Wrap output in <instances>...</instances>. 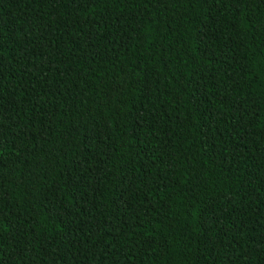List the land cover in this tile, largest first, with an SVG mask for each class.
Returning a JSON list of instances; mask_svg holds the SVG:
<instances>
[{
  "label": "trees",
  "instance_id": "trees-1",
  "mask_svg": "<svg viewBox=\"0 0 264 264\" xmlns=\"http://www.w3.org/2000/svg\"><path fill=\"white\" fill-rule=\"evenodd\" d=\"M0 264H264V0H0Z\"/></svg>",
  "mask_w": 264,
  "mask_h": 264
}]
</instances>
